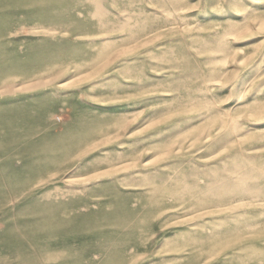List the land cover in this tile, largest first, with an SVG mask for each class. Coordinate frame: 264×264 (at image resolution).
<instances>
[{
	"label": "rangeland",
	"instance_id": "1",
	"mask_svg": "<svg viewBox=\"0 0 264 264\" xmlns=\"http://www.w3.org/2000/svg\"><path fill=\"white\" fill-rule=\"evenodd\" d=\"M0 264H264V0H0Z\"/></svg>",
	"mask_w": 264,
	"mask_h": 264
}]
</instances>
